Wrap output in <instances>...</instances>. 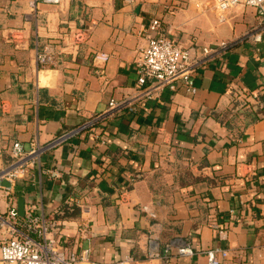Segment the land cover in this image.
<instances>
[{
    "label": "crops",
    "instance_id": "crops-1",
    "mask_svg": "<svg viewBox=\"0 0 264 264\" xmlns=\"http://www.w3.org/2000/svg\"><path fill=\"white\" fill-rule=\"evenodd\" d=\"M29 1L0 0V169L15 141L28 151L72 134L26 178L3 182L11 186L0 191V212L23 199L25 213L56 219L54 235L69 251L90 248L99 264L127 254L133 264H162L152 247L176 240L195 254L174 245L169 264H209L214 247L229 250L224 264H264V43L257 51L248 36L257 10L222 12L217 0H63L31 14ZM156 17L195 56L230 46L198 69L197 93L166 87L139 97L137 112L104 114L111 98L139 94L136 61ZM48 46L57 63L39 69L37 52ZM98 50L110 54L105 76Z\"/></svg>",
    "mask_w": 264,
    "mask_h": 264
},
{
    "label": "built area",
    "instance_id": "built-area-1",
    "mask_svg": "<svg viewBox=\"0 0 264 264\" xmlns=\"http://www.w3.org/2000/svg\"><path fill=\"white\" fill-rule=\"evenodd\" d=\"M62 2L63 0H30L31 14H37L39 3L61 4ZM217 2L222 12L236 5L249 6L257 10L261 21L248 36L258 45L257 51H261L259 44L264 43V0H217ZM229 46L230 43L223 40L217 47H204L202 54L195 56L190 49L181 46L170 37L161 18H153L148 29L147 45L136 61L138 82L142 86L139 94L121 99L111 98L108 110L104 114H114L123 109L137 112L139 97H158L166 87L171 91L183 89L191 94L197 93L195 76L198 69L207 64L215 52L226 50ZM36 59L38 68L43 69L57 63L58 55L53 46H48L37 52ZM109 59L110 54L106 51L98 50L94 54V60L99 64L98 69L102 76H105L103 65ZM98 118L99 115L95 116L76 131L94 124ZM71 134H63L45 145L33 143L28 151L20 141H15L10 150V161L0 169V191L9 193L11 185H4V181L14 184L26 178L32 167L41 164L44 152L61 144ZM43 172L52 178L61 176L58 169L47 168L43 169ZM5 213L6 216L3 215ZM0 227L7 229L11 234L0 241V264H79L80 262L99 264L90 260V248L81 253L69 251L54 235L58 227L56 219L44 214L30 210L21 216L17 205L10 204L7 211L0 212ZM174 245H177L180 255L195 254L192 247L176 240L168 243L161 251L156 246L152 247L149 257H159L162 264H169ZM205 253L209 264H224L230 254L229 250L221 247L209 248ZM134 261L135 257L127 254L109 264H133Z\"/></svg>",
    "mask_w": 264,
    "mask_h": 264
},
{
    "label": "rangeland",
    "instance_id": "rangeland-1",
    "mask_svg": "<svg viewBox=\"0 0 264 264\" xmlns=\"http://www.w3.org/2000/svg\"><path fill=\"white\" fill-rule=\"evenodd\" d=\"M3 215H7L6 213L5 214H3ZM11 234H10V232L9 231H7V229H2L1 227H0V241L1 240H3V239H5L6 237H9Z\"/></svg>",
    "mask_w": 264,
    "mask_h": 264
},
{
    "label": "water",
    "instance_id": "water-1",
    "mask_svg": "<svg viewBox=\"0 0 264 264\" xmlns=\"http://www.w3.org/2000/svg\"><path fill=\"white\" fill-rule=\"evenodd\" d=\"M18 208H19L18 209L19 210V214L21 216H24L25 215V205H24V200L23 199H20Z\"/></svg>",
    "mask_w": 264,
    "mask_h": 264
},
{
    "label": "trees",
    "instance_id": "trees-1",
    "mask_svg": "<svg viewBox=\"0 0 264 264\" xmlns=\"http://www.w3.org/2000/svg\"><path fill=\"white\" fill-rule=\"evenodd\" d=\"M65 210H68V209H65Z\"/></svg>",
    "mask_w": 264,
    "mask_h": 264
}]
</instances>
